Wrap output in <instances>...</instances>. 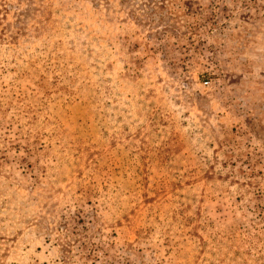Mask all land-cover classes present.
<instances>
[{
    "label": "rangeland",
    "instance_id": "374dc122",
    "mask_svg": "<svg viewBox=\"0 0 264 264\" xmlns=\"http://www.w3.org/2000/svg\"><path fill=\"white\" fill-rule=\"evenodd\" d=\"M0 264H264V0H0Z\"/></svg>",
    "mask_w": 264,
    "mask_h": 264
},
{
    "label": "trees",
    "instance_id": "16d2710c",
    "mask_svg": "<svg viewBox=\"0 0 264 264\" xmlns=\"http://www.w3.org/2000/svg\"><path fill=\"white\" fill-rule=\"evenodd\" d=\"M187 12V11H186Z\"/></svg>",
    "mask_w": 264,
    "mask_h": 264
}]
</instances>
